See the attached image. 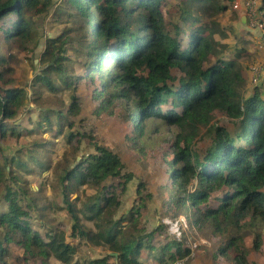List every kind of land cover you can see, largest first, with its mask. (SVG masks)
Instances as JSON below:
<instances>
[{
    "label": "trees",
    "instance_id": "trees-1",
    "mask_svg": "<svg viewBox=\"0 0 264 264\" xmlns=\"http://www.w3.org/2000/svg\"><path fill=\"white\" fill-rule=\"evenodd\" d=\"M49 1L0 0V41H11V45L27 50L24 44L34 38V32L25 13L30 14L31 19L43 12ZM63 1L77 10L83 23H76L70 36L61 33L46 38L40 53L41 65L31 77V94L25 86L3 88V85L11 84L13 78L5 76V71L10 68L4 67L7 60L0 56V139L53 128L60 133L66 125L64 139L71 144L77 134L71 131L74 123L70 118L80 111L76 89L84 80L92 85L93 112L116 115L117 110H122L119 117L132 127L133 133L126 139L134 146L139 145V149L149 118L158 121L153 130L164 124L178 128L170 140L166 139L170 142L171 152L167 170L171 187L168 209L172 205L190 225L202 231L209 229L212 233L228 230L248 211H253L264 222V100L256 92L243 99L240 97L236 88L244 78L239 63L218 59L211 65L206 64L208 56L216 54L211 33L205 34L208 29L199 26L187 32V44H184L183 28L175 25L174 35L165 29L162 0ZM183 2L192 5L203 1ZM199 8L206 11L208 5H199ZM186 18V13L182 12L181 20ZM133 24L135 28H132ZM78 27L79 33L74 34ZM68 48L75 51L76 57L83 56L81 74L74 71L71 58L65 54ZM172 68L178 69L180 76L175 78ZM61 86L69 89V103L60 97L50 98ZM44 95L45 100L53 101L54 107L42 105ZM26 100L35 103V116H28L27 125H23L18 122V111L28 108ZM162 106H165L163 110ZM215 110L238 121L240 131L234 139L224 126L212 127L211 143L200 155L192 145L199 127L208 124ZM83 136L92 140L90 134L83 132L78 135L77 142ZM50 145L53 142L34 141L27 155L34 161L36 169L54 173L57 194L73 220L70 236L106 247L108 252L91 260V264H145L141 260L142 250L155 249L152 240L163 225L154 229H148L144 224L139 226L138 213L142 203L134 206L130 215H115L120 205L115 188L120 186V191H124L133 178L131 172L124 171L118 154L94 143L95 152L77 159V146L73 144L71 158L64 152L60 160L52 163ZM20 150L4 154L0 144L2 199L7 203L6 210H0V225L9 231L4 239L29 249L31 255L40 256L42 262L48 255H53L63 264H72L76 246L66 241L63 231L47 233L45 241L25 219L27 208L37 207L39 197L26 196L28 187L18 183L16 170L29 165L20 156ZM42 150L41 156L30 154ZM32 171L29 168L25 172ZM6 172L8 181L4 176ZM12 179L16 181L11 183ZM82 186L95 191L76 207L78 198H71V195ZM37 190L40 192L39 188ZM21 200L26 201V208L20 204ZM82 219L91 220L94 229L85 227ZM15 235L19 238L15 239ZM260 242L256 235L254 250L259 249ZM4 250L0 244V256ZM231 251L234 253L229 258L233 264H256L248 261L247 249L238 235L229 237L218 249V253L227 257ZM110 252H116L117 257ZM188 252L180 246V241L165 242L158 249L157 260L160 264H169Z\"/></svg>",
    "mask_w": 264,
    "mask_h": 264
},
{
    "label": "rangeland",
    "instance_id": "rangeland-1",
    "mask_svg": "<svg viewBox=\"0 0 264 264\" xmlns=\"http://www.w3.org/2000/svg\"><path fill=\"white\" fill-rule=\"evenodd\" d=\"M202 1L200 4L196 2L190 5L187 2H183V0H162L161 10L165 29L174 35L177 31L175 30V25L183 28L182 40L184 44H187V32L189 33L190 30L199 26H205L208 29L205 34L211 33V40L216 49V54L208 56L209 62H206V64L211 65L218 59L238 62L240 70H243L245 74L243 83L236 88L240 97L243 99L256 92L264 100V87L254 86L252 82V77L257 74L260 75V70L264 69V60H257L260 54L263 56L264 51L260 49L258 52H252L254 50L251 49L255 46L251 47L249 45L251 42L250 38H248V33L250 32L246 31V27L241 23L238 16L239 12L231 8L230 3L232 0ZM257 1L258 3H264L263 0ZM199 5H208V9L203 11V8H199ZM221 7L224 8L220 10L219 8ZM182 12L187 15L184 21L181 20ZM25 17L31 21L34 32V38L24 44L28 49L23 50L19 46L11 45V41H0V56L7 60L4 67L10 68L9 71H5V76L13 78L11 84L3 85V88L11 85L25 86L28 93L30 92L31 94V77L41 65L40 53L43 50L46 38L48 36H57L61 33L72 35V27L76 23H83V19L78 15L75 8L63 0H50L47 2L43 12L33 15L31 19L30 14L25 13ZM132 28H135L134 24ZM79 31L80 27L73 33H79ZM256 49L258 50V48ZM65 54L71 58L70 63L74 67V71L81 74L84 66L83 56L76 57L75 51L71 48H68ZM111 66H114V64H111ZM171 73L174 77L181 74L175 68L171 69ZM76 94L80 101V111L78 115L70 118L74 123L71 131L77 134L71 144H67L64 139L66 125L60 133H56L53 128L51 131H38L30 135L21 134L18 137L9 135L8 138L0 139L4 154H11L15 149L20 148V156L28 161L29 165L25 169L18 167L19 169L16 170L18 183L28 187L26 196L28 194L32 196L38 195L39 199L37 200L39 202L37 207L27 208L28 216L25 219L30 222L29 226L37 230L45 241H47V238H45L47 233L54 234L63 231L66 241L76 246V252L71 260L72 264H91V260L101 258L108 252L105 246H96L84 238L70 236V226L73 220L68 216L65 203L62 202L59 194H57L58 188L54 184L56 181L54 173L52 172L51 174L50 170L36 169L37 166L33 163L34 161L30 160L29 155H27V152L32 149L33 142L41 139L42 141L53 142V145H50L49 153L52 163L55 160H60L64 152H67L69 158H71L73 156L71 147L73 144L77 146L75 155L79 159L82 155L86 156L95 152L93 145L95 143L117 153L124 164V171L133 174V178L127 183L124 191H120V186L115 188L120 200V205L115 215H130L132 208L138 203H142L138 213L140 215L139 226L144 224L148 229H154L160 224L163 225V228L157 230L154 234L152 244L155 249L143 248L142 250L143 253H149L148 264H158L152 257L158 258L160 256L158 253L159 247L163 243L172 242L173 240L180 241V246L187 248L189 252L185 257L169 262V264H180L181 262L185 264H233L229 258L233 255V251L228 253V257L218 253V249L232 235L240 237L241 243L247 249L249 262L264 264V222L260 221L253 211H248L245 216L229 227L228 230L212 233L209 229L202 231L190 225L188 219L176 212L172 205L168 209V194L171 191L167 177V170L170 165L168 160L171 158L169 140L170 136L178 130L177 127L164 124L158 125V128L153 130L158 121L149 118L146 122L145 134L140 138L139 144H141L142 148L139 149V145L134 146L131 141L126 139L127 136H131L133 133L132 127L126 125L119 117L123 113L122 110H117L119 112L116 115H109L107 112L94 113L92 85L84 80L77 85ZM53 97H60L69 103V89L61 86L57 93L50 96L51 99ZM44 100L45 95L41 101L44 102ZM26 104H29V110L28 108H22L18 111L20 116L18 122L23 125H27L28 116H35L33 114L35 103L31 100H26ZM42 105L54 107L53 101L49 102L47 99ZM164 108L165 106H162L161 109L163 110ZM216 126H224L230 136L237 139L236 135L240 131L239 122L226 115L223 111L215 110L208 124L199 127L198 135L192 145L194 151L200 155L204 154L213 137L212 127ZM83 132L90 134L92 140L90 141L88 137L83 136L77 142L78 135ZM167 138L169 140H166ZM238 144L240 143L238 142ZM42 153H44L43 150L35 153L31 152L30 154L38 157ZM29 168L33 171L30 173L25 172ZM8 175L7 172L4 174L7 181L9 179ZM20 177L21 180H19ZM15 181L16 179H12L11 183ZM2 184L1 181V211L6 210L7 207V203L2 199V193L4 192ZM38 188L40 192H38ZM94 191L95 189L92 190L90 187L82 186L75 194H72L71 198H76V196L78 198L75 202L76 207H80L83 202H86L88 195H91ZM20 204L26 208L25 200H21ZM81 222L84 223L85 227L94 229L91 220L82 219ZM175 225L177 226L176 229L174 228ZM5 233H9L7 227L0 225V244L2 248H5L2 252L3 256H0V264H63L53 255H48V259L42 262L41 257L31 255L29 249H24L15 241H6L4 239ZM256 235H259L261 241L258 250L253 249V241ZM18 238L19 236L15 235V239ZM172 249H175V246ZM143 257L145 258L146 255H143ZM112 261H114V258Z\"/></svg>",
    "mask_w": 264,
    "mask_h": 264
},
{
    "label": "built area",
    "instance_id": "built-area-1",
    "mask_svg": "<svg viewBox=\"0 0 264 264\" xmlns=\"http://www.w3.org/2000/svg\"><path fill=\"white\" fill-rule=\"evenodd\" d=\"M230 5L234 11L239 12V15H243L248 28L259 30L260 42L264 44V3H258L257 0H232ZM259 73L260 75L252 77V82L254 85L264 87V77H262L264 69ZM176 227L175 225L174 228Z\"/></svg>",
    "mask_w": 264,
    "mask_h": 264
},
{
    "label": "crops",
    "instance_id": "crops-1",
    "mask_svg": "<svg viewBox=\"0 0 264 264\" xmlns=\"http://www.w3.org/2000/svg\"><path fill=\"white\" fill-rule=\"evenodd\" d=\"M239 18H240L241 23H243L244 26L246 27L245 30L250 32V33H248V38H250V42H251L249 45L251 47L255 46L253 49H251V50H254L252 52H258L260 49H262L264 51V44L260 42L259 30L248 28V26L245 25V19H244L243 15H239ZM247 41H248V39H247ZM250 46H249V48H250ZM256 48H258V50ZM257 60H264V53H263V56H262V54H260V56L257 57ZM249 73H250V71H249ZM241 74H242L243 78H245V74H244L243 70L241 71ZM143 255H146V257L144 258ZM148 258H149V253H145V252L143 253V251H142L141 260L145 264H148V262H147V261H149ZM152 258L154 259V261H156L158 264H160L159 261L157 260V258H155V257H152Z\"/></svg>",
    "mask_w": 264,
    "mask_h": 264
},
{
    "label": "water",
    "instance_id": "water-1",
    "mask_svg": "<svg viewBox=\"0 0 264 264\" xmlns=\"http://www.w3.org/2000/svg\"><path fill=\"white\" fill-rule=\"evenodd\" d=\"M109 254L112 255L115 258L117 257V253L116 252H110Z\"/></svg>",
    "mask_w": 264,
    "mask_h": 264
},
{
    "label": "clouds",
    "instance_id": "clouds-1",
    "mask_svg": "<svg viewBox=\"0 0 264 264\" xmlns=\"http://www.w3.org/2000/svg\"><path fill=\"white\" fill-rule=\"evenodd\" d=\"M239 16V15H238ZM228 61V60H227ZM254 85V84H253ZM254 86H256V85H254Z\"/></svg>",
    "mask_w": 264,
    "mask_h": 264
}]
</instances>
